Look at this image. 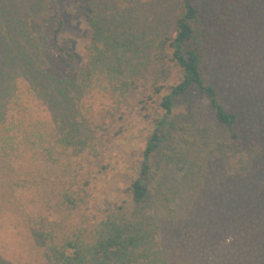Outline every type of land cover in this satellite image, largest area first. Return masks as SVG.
<instances>
[{"label":"rangeland","instance_id":"1","mask_svg":"<svg viewBox=\"0 0 264 264\" xmlns=\"http://www.w3.org/2000/svg\"><path fill=\"white\" fill-rule=\"evenodd\" d=\"M224 1H205V15L217 13ZM182 4L183 0H0V35L10 29L16 37V29L26 26L29 43L24 47L38 45L48 72L64 77L76 65H89L94 55L104 59L102 52L113 44L121 49L116 54L120 68L126 70V78L134 79L133 89L117 97L110 92L106 72H97L80 103L70 111H55L30 87L26 74L18 73L14 93L25 108L22 123L17 126L12 103L5 115L9 125L0 126V149L11 155L9 165L15 173H0L4 260L48 264L45 247L33 236L42 218L58 223L53 227L57 241L78 229L88 234L110 218L130 225L151 259L264 264V0L251 14H237L231 25L237 34L227 39L225 48L204 54V78L217 89L220 103L244 115L238 132L218 125L195 90L174 98L170 114L160 111L166 123L164 138L149 161L148 201L135 205L126 191L139 176L142 152L154 129L153 112L165 94L157 95L155 89L176 83L181 75L169 60L167 46ZM88 6L96 21L106 18L112 28L99 41V53L92 49L93 31L85 22ZM3 48L0 45L1 62ZM106 61H114V56ZM109 66L114 69L112 63ZM81 116L84 128L68 139L70 144L60 146L61 121L69 117L81 124ZM244 118L259 127V134L244 129ZM180 157L197 165L199 172L191 179H180L183 170L175 165ZM68 192L83 202L71 208L64 202Z\"/></svg>","mask_w":264,"mask_h":264},{"label":"trees","instance_id":"2","mask_svg":"<svg viewBox=\"0 0 264 264\" xmlns=\"http://www.w3.org/2000/svg\"><path fill=\"white\" fill-rule=\"evenodd\" d=\"M57 1L63 3V0ZM205 1L207 0H183L182 12L175 21L173 36L169 40L167 49L171 50L169 60L173 62L181 75L176 83L155 89V94L161 95L162 92L165 94L160 99L159 108L154 109L153 112L156 118L153 121L154 129L142 152L139 176L131 180L126 189L130 201L135 205L143 206L148 201L149 191L146 182L150 176L149 161L164 138L162 127L166 123L160 111H163L164 115L170 114L174 98L186 97L188 93L195 90L211 109L218 125L237 131L238 126L242 124L240 116H244L243 113L236 109H226L220 103L215 86L205 80L204 54L217 47L225 48V45L228 44L227 39L237 34L231 29L237 14L242 16L251 14L262 0H254V2L251 0H225L217 13L214 12L211 15L204 13ZM77 7L82 9L79 5ZM85 10L86 15L84 14V16L87 18L85 22L88 29L93 31L92 49L99 53L96 48L99 41L101 38H106L104 34H110L112 28L107 24L106 18L102 17L96 21L92 6H88ZM204 18H206L205 21ZM60 24H62L61 21L55 34H58ZM119 25L120 23L115 25V28ZM111 26L114 28V24ZM16 30V37L11 34L10 29H6L5 33L0 35V45L4 47L5 54L2 56V62L0 59V126H3L2 128L9 125L5 115L6 112L10 113V104L12 103H14L17 113V126L22 123L21 113L25 111V108L22 107L14 93L16 90L15 81L20 71L26 74L25 80L35 93L37 92L43 98L49 110L55 111L63 109L70 111L72 107L76 106V102L80 103L88 88V82L97 72H106L105 78L110 86V92L117 97H122L133 89L134 79L131 76L126 78V70L120 68L121 57L117 58L116 54L121 49H117L116 45L107 46L106 52H102L105 55L104 59L95 58L96 55H94L93 61L89 65L84 67L83 64L76 65L75 71H71L64 77H57L46 70L44 61H41L43 54L38 50V45L32 46L29 50L24 47L26 43H29L26 26L21 25ZM164 45L165 43L162 42L159 48ZM112 55L114 61H106ZM74 59V61H78L79 56H74ZM111 63L114 69L110 68ZM103 66L106 67V70L103 69ZM238 103L241 104L239 107L242 111V103L236 98L235 104ZM75 113L79 117L80 113L76 107ZM84 122L82 116L81 124H76L73 118L65 117L61 121V126L58 127V133L61 136L58 141L60 146L70 144L68 139L72 140L77 136L80 128H84ZM10 125H12L11 122ZM244 126V129L249 130L252 135L259 134L257 133L259 127H256L249 119L244 120ZM11 130L14 131L13 126H11ZM233 137L237 139L238 135L234 134ZM0 150L2 152L0 173L3 176L15 175L13 167L9 165L11 155L7 153L3 155L4 147ZM175 165H181L180 171L183 170V173L180 179L182 181L185 178L191 179L194 174L199 172V170L195 171L197 165L192 161H185L182 157ZM73 194L68 192L64 195V202L71 208L77 207L78 203L83 202L79 197L75 198ZM57 226L58 223L42 218L41 221L35 223L33 231L37 243L46 249L48 264H178L176 261H169L166 258L151 259V256L144 253L141 236L135 234L136 231L130 225L116 222L110 218L98 222L88 234L86 229H78L59 241L53 235V227ZM0 264L10 263L0 256Z\"/></svg>","mask_w":264,"mask_h":264}]
</instances>
